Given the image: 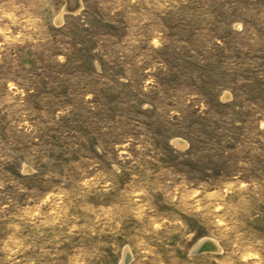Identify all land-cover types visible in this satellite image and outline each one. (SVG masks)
Wrapping results in <instances>:
<instances>
[{
	"label": "rangeland",
	"instance_id": "obj_1",
	"mask_svg": "<svg viewBox=\"0 0 264 264\" xmlns=\"http://www.w3.org/2000/svg\"><path fill=\"white\" fill-rule=\"evenodd\" d=\"M63 6L0 0V264H264V0Z\"/></svg>",
	"mask_w": 264,
	"mask_h": 264
},
{
	"label": "bare ground",
	"instance_id": "obj_2",
	"mask_svg": "<svg viewBox=\"0 0 264 264\" xmlns=\"http://www.w3.org/2000/svg\"><path fill=\"white\" fill-rule=\"evenodd\" d=\"M77 3L80 5L81 7V0H64V6H63V11L57 16L56 21L60 22L62 21V13H68V11H66L65 6L66 4H68V6L73 9ZM77 12V10H76ZM196 249L198 251H207L209 250L210 247H216L218 250L220 249L218 242L215 241L214 239L211 238H204L202 239L197 245H196ZM215 250V249H214Z\"/></svg>",
	"mask_w": 264,
	"mask_h": 264
},
{
	"label": "water",
	"instance_id": "obj_3",
	"mask_svg": "<svg viewBox=\"0 0 264 264\" xmlns=\"http://www.w3.org/2000/svg\"><path fill=\"white\" fill-rule=\"evenodd\" d=\"M79 7H80V5L77 3V5L73 8V9H71L69 6H68V4H66V6H65V9H66V11H68V12H74V11H76V10H78L79 9ZM210 249H213L212 247H210L209 248V250ZM195 252H202L201 250L200 251H198V250H195Z\"/></svg>",
	"mask_w": 264,
	"mask_h": 264
}]
</instances>
